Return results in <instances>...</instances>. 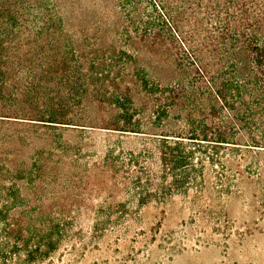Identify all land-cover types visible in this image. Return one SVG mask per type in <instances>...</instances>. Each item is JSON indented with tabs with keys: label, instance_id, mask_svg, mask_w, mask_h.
Returning <instances> with one entry per match:
<instances>
[{
	"label": "rangeland",
	"instance_id": "374dc122",
	"mask_svg": "<svg viewBox=\"0 0 264 264\" xmlns=\"http://www.w3.org/2000/svg\"><path fill=\"white\" fill-rule=\"evenodd\" d=\"M26 1L25 16L39 21L57 4L66 19L61 42L89 53L81 65L68 58L65 67H70V73L74 68L77 75L89 72L90 80L98 83L122 76L131 80L135 67L164 85L174 81L180 73L181 38L187 39L183 30L195 29L197 19L215 18L210 0ZM94 56L98 61L91 68L88 58ZM42 61L49 62V58L43 56ZM36 63L38 74L39 60ZM48 70L42 77L50 80L53 73ZM61 77L65 83L70 81L63 70ZM136 95L139 100L141 95ZM99 96L104 102H92L90 109L110 113L112 99ZM171 114L174 120L175 109ZM30 131L29 140L5 144L6 149L16 148L11 151L16 160L8 162L9 166L28 168L59 157L63 162L58 169L36 164L32 180L17 182L24 192L29 187L30 197L15 208L8 204V213L12 216L28 206L41 209L40 218L45 220L60 210L63 224L48 248V241L45 246L34 237L21 243L0 221V264H264V154L236 150L224 163L208 162L204 175L191 178L188 188L141 196L134 178L127 179L123 188L112 184L125 171L97 177L94 168L114 155L141 150L151 141L147 134L95 127L84 133L68 131L64 143L69 152L59 147L51 156L50 142L58 136ZM7 160L8 156L2 157V164ZM6 170L0 172V179L7 177L3 175ZM38 173L48 180L37 177ZM72 178L77 181L71 182ZM34 182L40 185L34 188Z\"/></svg>",
	"mask_w": 264,
	"mask_h": 264
},
{
	"label": "trees",
	"instance_id": "16d2710c",
	"mask_svg": "<svg viewBox=\"0 0 264 264\" xmlns=\"http://www.w3.org/2000/svg\"><path fill=\"white\" fill-rule=\"evenodd\" d=\"M26 3L0 0V172L7 168L3 174L7 177L0 179V221L21 243L34 237L52 247L64 216L57 210L41 220V209L28 206L12 216L8 213V204L15 208L30 197L29 187L24 185L28 187L24 192L17 182L32 180L36 164L58 169L63 162L59 157L28 168L8 165L17 155L11 152L16 148L6 149L5 144L29 140L31 129L42 136H58L50 142L51 156L59 147L69 152L64 143L68 131L84 133L95 127L147 134L151 141L141 150L114 155L94 168L97 177L125 171L112 184L123 188L127 179L134 178L141 196L188 188L191 178L204 175L208 162L224 163L236 150L264 154V0H210L215 18L197 19L195 29L183 30L187 39L181 38L180 73L165 85L138 67L132 68L131 80L122 76L101 83L90 80L89 72L77 75L71 68L74 74L70 73L64 65L68 58L81 65L89 53L61 42L66 19L57 4L39 21L25 16ZM43 56L49 62L42 61ZM88 61L92 68L98 59ZM48 69L53 73L50 80L42 77ZM61 70L68 73L67 83ZM104 88L107 92H99ZM136 93L141 95L139 100ZM99 94L112 99L110 113L90 109L92 102H104ZM6 156L9 160L2 164ZM42 175L37 177L48 180ZM38 185L34 182L33 187Z\"/></svg>",
	"mask_w": 264,
	"mask_h": 264
}]
</instances>
